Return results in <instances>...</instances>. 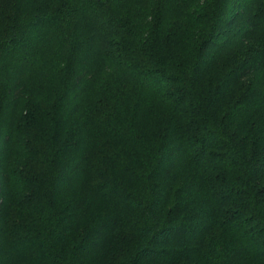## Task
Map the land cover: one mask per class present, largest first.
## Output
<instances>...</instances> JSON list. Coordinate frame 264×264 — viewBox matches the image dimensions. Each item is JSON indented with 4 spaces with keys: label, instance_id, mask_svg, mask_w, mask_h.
Returning <instances> with one entry per match:
<instances>
[{
    "label": "trees",
    "instance_id": "trees-1",
    "mask_svg": "<svg viewBox=\"0 0 264 264\" xmlns=\"http://www.w3.org/2000/svg\"><path fill=\"white\" fill-rule=\"evenodd\" d=\"M0 264H264V0H0Z\"/></svg>",
    "mask_w": 264,
    "mask_h": 264
}]
</instances>
